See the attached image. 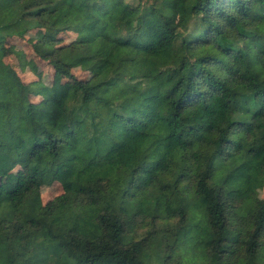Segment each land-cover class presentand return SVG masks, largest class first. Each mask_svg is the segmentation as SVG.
Returning a JSON list of instances; mask_svg holds the SVG:
<instances>
[{"label": "trees", "instance_id": "obj_1", "mask_svg": "<svg viewBox=\"0 0 264 264\" xmlns=\"http://www.w3.org/2000/svg\"><path fill=\"white\" fill-rule=\"evenodd\" d=\"M38 29L35 102L3 51ZM18 166L0 264H168L190 232L204 264H264V0H0V178ZM149 215L180 225L133 239Z\"/></svg>", "mask_w": 264, "mask_h": 264}, {"label": "rangeland", "instance_id": "obj_2", "mask_svg": "<svg viewBox=\"0 0 264 264\" xmlns=\"http://www.w3.org/2000/svg\"><path fill=\"white\" fill-rule=\"evenodd\" d=\"M57 23H62L63 19L61 15L54 17ZM42 30H34L28 32L24 38H12L8 42V46H12L11 50L4 49V60L12 65L22 79L28 84L30 89V97L32 101L38 102L42 99V95L37 90V85L35 82L41 81L46 85H51L55 70L51 64L47 61L41 59L35 52L32 43H34L41 35ZM63 41L69 43L77 38V33L74 32H64L61 34ZM73 74L80 78H88L93 74L89 65H81L73 68ZM66 82H72L71 80L65 79ZM24 177V170L22 167L18 166L7 176L0 178V186L3 189L10 190L16 186V184L21 181ZM65 192V188L62 184L56 182L51 186H42L41 196L43 203H47L49 200L54 199L58 195ZM257 195L264 198V184L257 189ZM194 214H191L185 219L188 226L192 228ZM179 217H158L153 219L146 217L143 227H139L137 231L132 232L131 236L133 239L138 240L147 236L152 230H166L167 234H172L175 227L180 225ZM154 234V233H153ZM164 232L158 233V238L155 240L151 246L153 254L158 253V251L166 250L168 240L162 238ZM194 232H190L183 236L180 247L175 249L173 256L168 258V264H204L207 260L205 257V249L202 246H196V240H193ZM156 236V235H153ZM161 240V244L157 245V241ZM160 242V241H159Z\"/></svg>", "mask_w": 264, "mask_h": 264}]
</instances>
